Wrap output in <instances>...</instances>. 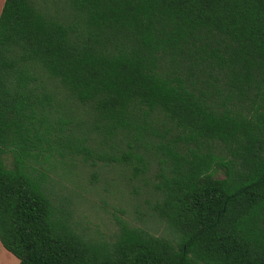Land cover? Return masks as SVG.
<instances>
[{
	"label": "trees",
	"instance_id": "16d2710c",
	"mask_svg": "<svg viewBox=\"0 0 264 264\" xmlns=\"http://www.w3.org/2000/svg\"><path fill=\"white\" fill-rule=\"evenodd\" d=\"M80 157L153 188L174 240L79 230L50 173ZM0 243L19 264H264V0H5Z\"/></svg>",
	"mask_w": 264,
	"mask_h": 264
},
{
	"label": "rangeland",
	"instance_id": "374dc122",
	"mask_svg": "<svg viewBox=\"0 0 264 264\" xmlns=\"http://www.w3.org/2000/svg\"><path fill=\"white\" fill-rule=\"evenodd\" d=\"M4 2L0 0V14ZM106 150L111 152L108 147ZM62 161L50 177L57 182L55 186L62 202L73 214L72 219L79 230L96 241L113 242L124 222L174 240L175 234L154 209L153 188L136 180L131 181L122 165L101 161L93 165L85 163L81 157ZM155 173L156 170L152 180ZM224 177L221 171L217 175L220 179ZM152 180L149 178L150 182ZM0 264H19V260L1 243Z\"/></svg>",
	"mask_w": 264,
	"mask_h": 264
},
{
	"label": "crops",
	"instance_id": "0c3cea01",
	"mask_svg": "<svg viewBox=\"0 0 264 264\" xmlns=\"http://www.w3.org/2000/svg\"><path fill=\"white\" fill-rule=\"evenodd\" d=\"M5 3V2H4ZM3 6V5H2ZM1 9H2V7H1Z\"/></svg>",
	"mask_w": 264,
	"mask_h": 264
}]
</instances>
